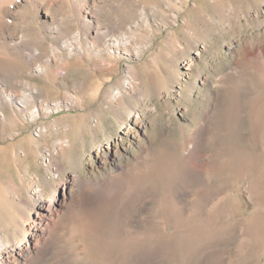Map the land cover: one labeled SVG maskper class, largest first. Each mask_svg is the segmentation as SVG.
Here are the masks:
<instances>
[{"label":"rangeland","instance_id":"1","mask_svg":"<svg viewBox=\"0 0 264 264\" xmlns=\"http://www.w3.org/2000/svg\"><path fill=\"white\" fill-rule=\"evenodd\" d=\"M62 4L0 0V65L44 107L0 106V238L40 264H264V0Z\"/></svg>","mask_w":264,"mask_h":264},{"label":"bare ground","instance_id":"2","mask_svg":"<svg viewBox=\"0 0 264 264\" xmlns=\"http://www.w3.org/2000/svg\"><path fill=\"white\" fill-rule=\"evenodd\" d=\"M66 1L67 0H61L63 6L66 5ZM12 63V61H9L7 64H5L4 67L0 65V106L3 104L11 106L13 114L20 116L18 112L19 109L22 110V113H24L25 115L31 116L32 118L36 119L39 114H43L44 107H39V105L35 106L34 109L33 107H29L28 109H26V106H24V109H21L19 107V104L28 105L32 103L35 105L37 103L35 99L36 97H38V95L34 93L33 89H28L24 85L25 83L22 80L18 79V75H16V67L18 65ZM40 68L44 70V67H39V69ZM66 68L67 67H65L64 69ZM7 84H9L10 86H8ZM14 100L16 101L15 105L18 107V109L15 108L16 106H13L11 104V102H13ZM45 109H48V107ZM0 111L2 112V114H0V119L2 121L6 120L7 114L3 109H0ZM55 213V209L52 206V202L50 200L45 201L39 199L37 210L39 221L38 224L36 223L33 227V235L38 236L42 232L41 230H44L46 228V221L55 216ZM43 253L44 252H41L38 247L33 245L31 240L27 237L19 242L17 241V243L12 242V240L3 241L0 238V264H40L39 257H42Z\"/></svg>","mask_w":264,"mask_h":264}]
</instances>
